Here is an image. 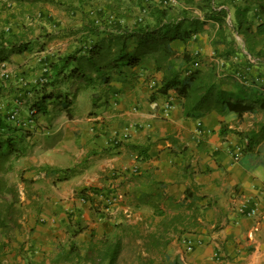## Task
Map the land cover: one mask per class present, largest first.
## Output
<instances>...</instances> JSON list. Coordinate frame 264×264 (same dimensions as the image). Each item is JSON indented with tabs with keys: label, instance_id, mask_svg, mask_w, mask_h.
I'll list each match as a JSON object with an SVG mask.
<instances>
[{
	"label": "crops",
	"instance_id": "0c3cea01",
	"mask_svg": "<svg viewBox=\"0 0 264 264\" xmlns=\"http://www.w3.org/2000/svg\"><path fill=\"white\" fill-rule=\"evenodd\" d=\"M71 31L62 30L70 51L80 46L84 52L99 38L92 34L79 43ZM200 35L188 49H202ZM171 47L180 53L185 45L175 40ZM32 56L29 50L9 54L6 66L33 82L40 68L34 70ZM123 71L108 86L80 90L69 112L50 106L29 118L23 111L25 126L7 120L14 88L0 97V119L19 130L6 127L5 134L21 136L25 146L13 163L35 181L41 203L40 213L25 221L31 232L22 240L15 235L0 264H89L84 254L102 237L120 239L123 248L142 225L149 236H164L159 246L150 242L142 250L149 264H264V150L253 164L234 133L264 123V111L183 118L175 92H158L163 74L149 60ZM230 77L223 72L221 85L235 91ZM66 88L52 92L65 95ZM67 168L80 172L58 181ZM240 203L254 213L237 212ZM70 246L75 251L69 255Z\"/></svg>",
	"mask_w": 264,
	"mask_h": 264
},
{
	"label": "trees",
	"instance_id": "16d2710c",
	"mask_svg": "<svg viewBox=\"0 0 264 264\" xmlns=\"http://www.w3.org/2000/svg\"><path fill=\"white\" fill-rule=\"evenodd\" d=\"M7 1L0 0L1 9L7 5ZM12 1L21 8L25 4L34 7L47 3L65 5L67 9L73 6V0ZM145 1L139 3L137 12L132 7H121L122 2H119L115 11L112 10L106 17L107 7L100 18L87 17L76 32H85L83 38L97 34L98 40L84 52L83 47L79 46L71 52L58 55L56 60L50 63L52 75L47 86L67 85L68 93L63 95L60 92H47L44 87L29 105L33 115L45 114L50 106L69 112L80 90L96 85L108 86L115 77L125 76L123 67H134L144 60H149L155 71L163 74L158 92H175L183 118L199 119L211 111H216L219 115L234 112L238 116L248 112L254 117L258 110L264 111L263 87L248 91L246 86L234 81L232 84L235 91L224 90L220 81L223 72L221 73V66L214 58L207 62L201 59V62H204L203 68L188 72V67L197 54L187 48L193 36L205 33L208 26L209 34L219 44L224 45L223 53L220 54L225 61L230 60L236 55L237 47L234 38L228 42L225 34L227 30L232 34L234 30L243 37L248 52L264 62V0H176L179 6L168 8H160L149 2L143 7ZM77 2L81 10L82 0ZM143 9L145 13L142 14ZM194 9H197L198 13ZM228 13L231 14L232 28L226 25ZM127 20L131 22L127 23ZM175 40L185 45L180 53L171 47ZM81 41L78 40L79 43H82ZM28 48L19 34L0 30V61H7L9 54L22 53L29 50ZM4 122L0 119V257L10 248L15 235L23 230L22 222L27 220L28 211L39 214L41 210L39 195L37 190L33 189V179L24 178L20 174L19 178L23 183V190L20 191L17 184L6 177L12 168V161L23 156L25 146L21 136L5 134L6 127L13 134L19 133V130L8 127ZM224 132V125H221L219 133ZM234 133L240 138L242 152H246L254 164L264 150V123H254L251 129ZM60 172L58 181L68 180L80 171L67 168ZM86 191L87 189H83L79 193L84 195ZM209 206L208 202L202 209L205 210ZM197 215L198 212L194 211V221ZM173 220L177 222L181 221V218L176 217ZM163 239L164 236L160 234L151 235L149 243L157 247ZM74 251V247L70 246L69 255ZM121 251L120 239L110 242L106 237H102L86 250L82 262L120 264ZM149 260H140L138 255L137 264H149Z\"/></svg>",
	"mask_w": 264,
	"mask_h": 264
},
{
	"label": "rangeland",
	"instance_id": "374dc122",
	"mask_svg": "<svg viewBox=\"0 0 264 264\" xmlns=\"http://www.w3.org/2000/svg\"><path fill=\"white\" fill-rule=\"evenodd\" d=\"M143 0H82V6L81 10L79 7V2L77 0H73V6L70 9H67L65 5H53V4H45L41 5L38 4L36 6H29L25 4L23 8L17 6V4L12 1L8 0L7 5L5 7L0 8V30L4 29L7 32H12L19 34L21 36V40L26 43L29 46V53L33 55L30 60L36 58V63L34 66V70H39L41 68V65L43 63H52L56 60L58 54L62 55L64 53H67L71 50L72 46L69 47V44H67L70 39L66 36L65 33L62 32L63 29H66V27L69 28L71 33H74V37L72 38L73 41H78L83 36V33L76 32L79 31V29L82 27V23L86 21L87 17H91L95 19L96 17L100 18L99 16L104 15L102 12L103 10L108 8L106 15H108L112 10L115 11L116 4L119 2H122L121 7H132L134 11H138V5ZM83 10V11H82ZM195 10V9H194ZM117 12V10H116ZM196 13H198V10H195ZM88 15V16H87ZM234 20V19H233ZM127 23H130V20L126 21ZM123 23V22H122ZM255 23V22H254ZM207 29L205 33H202L200 37L201 39H198L196 42L199 45L200 48L196 52L200 54V58L203 59L205 62L211 60L212 58L217 60H222L225 62L220 68L221 73L225 72L226 65H239L244 66L241 59V64L238 62V64H235L233 58H230L231 60H226L222 57V51L224 49L223 44H219L217 40L213 38L211 34H209L210 30L208 26H206ZM226 40L233 41L234 34L232 35L228 30L226 32ZM233 37V38H232ZM68 39V40H66ZM60 49V50H58ZM195 51V50H194ZM71 52V51H70ZM221 53V54H220ZM221 56V59H220ZM219 58V59H218ZM240 61V60H239ZM225 65V66H224ZM259 68H255V70H251L253 74H257L260 77H264V66H258ZM223 69V70H222ZM252 75V73H251ZM231 76V75H230ZM246 76H249V74H246ZM231 83L234 82L233 77H230ZM236 82V81H235ZM31 87L33 82H27ZM255 83H253L252 80L248 82V85L246 86L248 91H251L250 89H256L260 86H263L264 83H259L257 86ZM223 89L226 90V87L221 85ZM59 87L60 91H65L66 85L57 86ZM56 86H46L45 91H55ZM54 89V90H53ZM58 89V90H59ZM229 91V90H227ZM11 94L12 91L8 89H3L1 92V95H8ZM63 93V92H61ZM3 97V96H2ZM1 98H0V116L4 117L5 108L4 105L1 107ZM52 108H49V111H51ZM259 114V113H258ZM263 115V114H261ZM257 117H255L256 119ZM264 119V117H262ZM249 122H251L250 118H246ZM259 119V118H257ZM246 120V121H247ZM17 166H15V163L12 161V168L11 170L6 174V177L15 182L17 186L19 187V190H23V183L20 181L19 175L23 174L24 171L16 170ZM45 188L47 185H44ZM33 189H35V186L33 185ZM44 189V188H43ZM23 197V193H22ZM29 217L28 221L33 217L35 211H28ZM31 225L26 222H24V228L20 233H18L17 238L19 240L25 239V233L28 234ZM140 228V235H137L136 238L132 241L129 240L127 244L122 248V253L120 255V264H133L138 263L137 257L140 255V260L142 258L149 257L148 255H143L142 250L149 244V233L146 232L148 228L145 225H142ZM23 235H19L22 234ZM149 259V258H147ZM142 264V263H140Z\"/></svg>",
	"mask_w": 264,
	"mask_h": 264
},
{
	"label": "built area",
	"instance_id": "2783aa9c",
	"mask_svg": "<svg viewBox=\"0 0 264 264\" xmlns=\"http://www.w3.org/2000/svg\"><path fill=\"white\" fill-rule=\"evenodd\" d=\"M146 2H149L150 4L156 5L160 8H168V7H178L179 4L176 0H146L145 3H143V7H145ZM222 8V7H219ZM145 13V10H142V14ZM226 25L229 28H232V18L231 14L228 13L226 17ZM234 34V41L236 43L237 47V53L236 55L232 56L235 64H238L241 59L243 60L242 63L244 66H235V65H226V70L230 73V75L233 77L234 81H236L239 84H243L244 86L248 85V82L250 80L253 81L255 84L264 83V77H260L257 74H253L251 70H255V68H259L258 66H264V62L255 56H252L246 47V43L243 39V37L233 30L232 35ZM196 38V35L193 36V39ZM193 41V40H192ZM197 55H199L198 52H195ZM196 55V58L193 59L191 64L188 67V72L196 69V68H203L204 62H201V58ZM231 60V59H230ZM240 60V61H239ZM219 64L222 66L225 64L222 60H217ZM225 66V65H224ZM223 70V69H222ZM252 73V75H251ZM13 73L12 71L8 70L6 66L5 61H0V90L1 88H9L13 87V107L7 111V120L15 123L17 127L25 126L26 123L23 122V111L26 113V117L32 118L33 113L30 110V104L35 99V95L39 94L41 90L47 86V84L51 80V68L47 63H43L40 68V74L33 76V84L32 87L27 83V80H25V77L22 76V73ZM246 74H249V76H246ZM32 75V74H31ZM26 89V94L23 97L22 91ZM4 105V103L1 104ZM5 106V105H4ZM170 105L167 103L165 105V109H168ZM30 123H33V121L29 120ZM125 136V135H124ZM237 212L242 213L244 215H251L254 211L253 209L246 210L245 203H240L236 207ZM190 248V246L188 247Z\"/></svg>",
	"mask_w": 264,
	"mask_h": 264
},
{
	"label": "clouds",
	"instance_id": "9594fccd",
	"mask_svg": "<svg viewBox=\"0 0 264 264\" xmlns=\"http://www.w3.org/2000/svg\"><path fill=\"white\" fill-rule=\"evenodd\" d=\"M48 64V63H47ZM50 66V64H48ZM46 87V86H45ZM1 91V90H0ZM1 97V96H0Z\"/></svg>",
	"mask_w": 264,
	"mask_h": 264
}]
</instances>
